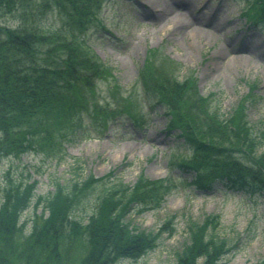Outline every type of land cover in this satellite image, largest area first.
Instances as JSON below:
<instances>
[{
  "label": "rangeland",
  "instance_id": "obj_1",
  "mask_svg": "<svg viewBox=\"0 0 264 264\" xmlns=\"http://www.w3.org/2000/svg\"><path fill=\"white\" fill-rule=\"evenodd\" d=\"M165 1L173 19L201 16L203 22L186 27L177 21L178 28H167L154 13L163 10ZM42 2L27 0L18 12L7 13L0 21L42 29L63 23L59 9L43 7ZM97 2L100 8L83 36L90 51L110 69L107 66L92 85L91 104L77 112L75 129H53L55 138H63L57 148L0 160V203L9 177L37 182L33 203L22 216L31 219L37 195L49 194L56 182L70 187L91 175L99 181L91 183L84 197L78 195L75 209L79 218L86 219L106 186L119 182L132 186L141 176L168 179L171 188L161 205L134 202L125 217L140 230L159 233L155 247L138 259L124 258L116 264H176V253L188 240V221L202 222L209 215L218 217L217 228L210 232L230 247L218 264H264V194L234 191L219 182L203 189L191 182L193 171L179 163L190 160L193 149L173 123V114L153 98L154 77L146 74L148 66L158 65L180 81L193 82L192 95L206 99L204 113L219 111L226 117L244 103L248 126L259 140V155L264 151V25L247 15L246 0ZM198 27L204 31L200 36L192 31ZM252 35L259 47L251 45ZM220 47L226 51L219 53ZM60 131L66 132L64 137ZM42 211L39 207L37 212Z\"/></svg>",
  "mask_w": 264,
  "mask_h": 264
},
{
  "label": "trees",
  "instance_id": "obj_2",
  "mask_svg": "<svg viewBox=\"0 0 264 264\" xmlns=\"http://www.w3.org/2000/svg\"><path fill=\"white\" fill-rule=\"evenodd\" d=\"M26 2L0 0V18L18 12ZM246 2L247 15L264 25V0ZM42 4L58 8L63 23L42 29L0 21V160L57 148L63 138H55L53 129H75L77 112L91 104L92 85L110 69L90 51L83 36L100 8L97 0H43ZM157 67H145L156 68L154 73L146 71L154 77L153 98L173 114V123L193 149L191 159L179 163L193 171L191 182L203 189L219 182L234 191L264 194V151L256 154L259 140L248 126L244 103L230 116L204 113L206 99L192 95L193 82L180 81ZM147 90L151 93L149 86ZM65 134L60 131L59 136ZM97 180L90 175L70 187L56 182L49 194L37 195L32 218L22 220L33 203L37 182L9 177L0 203V264H116L124 258L138 259L154 248L159 233L140 230L125 217L134 202L161 205L171 188L168 179L141 176L132 186L122 182L106 186L94 210L81 219L75 214L77 197H84ZM39 207L42 212H37ZM217 219L209 215L202 222L188 221V240L176 253V264H218L230 247L210 232L217 228Z\"/></svg>",
  "mask_w": 264,
  "mask_h": 264
},
{
  "label": "bare ground",
  "instance_id": "obj_3",
  "mask_svg": "<svg viewBox=\"0 0 264 264\" xmlns=\"http://www.w3.org/2000/svg\"><path fill=\"white\" fill-rule=\"evenodd\" d=\"M143 3H145L144 1H143ZM166 3V4H165ZM147 4V3H146ZM163 4H165L166 6H164L163 7V10L162 9H159V8H157L159 11H154V13H155V16H156V14L158 15V17L157 18H160V19H162V21H166L167 22V24H166V27L167 28H172V27H174V29H176V28H178L179 26L176 24V22L177 21H179V20H176V19H173V17L171 16V15H168L167 14V10H169V11H171L172 10V8L169 6V3H167V1H165ZM154 15L152 14V17H153ZM179 22H183L184 23V25L187 27V25H199L200 24V22H203V18H201V16H199V18L197 17V18H193L192 20H189V21H179ZM175 24H176V26H175ZM183 26V25H182ZM199 28V27H198ZM192 31L193 32H196V31H198L197 32V35L198 36H200V34H202L204 31H203V29H201V28H199V29H192ZM194 34V33H193ZM253 39H252V41H253V43H251V45L252 46H256L257 44H258V42H256L255 43V40H257V38H256V36L255 35H252L251 36ZM256 47H259V46H256ZM226 50H225V48L224 47H220V49L218 50V52L219 53H224ZM234 59L235 58H237V57H233Z\"/></svg>",
  "mask_w": 264,
  "mask_h": 264
}]
</instances>
